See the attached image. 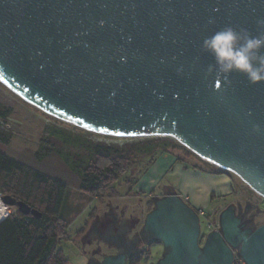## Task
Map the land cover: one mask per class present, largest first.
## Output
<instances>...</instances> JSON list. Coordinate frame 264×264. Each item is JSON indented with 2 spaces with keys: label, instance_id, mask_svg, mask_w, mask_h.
Instances as JSON below:
<instances>
[{
  "label": "water",
  "instance_id": "water-1",
  "mask_svg": "<svg viewBox=\"0 0 264 264\" xmlns=\"http://www.w3.org/2000/svg\"><path fill=\"white\" fill-rule=\"evenodd\" d=\"M258 18L264 0H0V81L86 132L171 138L264 197V134L251 132L264 126V83L205 76L213 61L199 47L226 26L257 35ZM237 223L227 208L201 247L198 215L171 192L156 200L143 232L165 249L157 264H232L233 250L245 264H264V224L238 234ZM99 264L127 263L120 253Z\"/></svg>",
  "mask_w": 264,
  "mask_h": 264
},
{
  "label": "rangeland",
  "instance_id": "rangeland-1",
  "mask_svg": "<svg viewBox=\"0 0 264 264\" xmlns=\"http://www.w3.org/2000/svg\"><path fill=\"white\" fill-rule=\"evenodd\" d=\"M0 104L11 109L4 128L11 132L12 139L5 146L0 144V153L22 163L38 172L62 182L67 187V195L62 209V218L68 222L66 239L60 240L57 250L62 252L68 264H99L104 258L127 254L128 257L143 252L140 264H157L165 254L159 242L146 241L143 225L149 213V202L160 199L164 187H172L195 210H202L204 215L198 216L200 234L206 235L211 229L207 225L215 221V213L227 204L235 210L240 207L243 222L250 231L264 224V199L256 195L247 184L235 174H217L219 169L193 154L182 145L170 150L168 156L174 158L182 167L195 166L208 171V179L197 178L196 185L180 183L181 178L175 174H166L162 183L151 195H144L135 190L136 181L148 169L147 158L140 157L138 165L130 166L112 183L116 196L113 198H92L78 190L77 177L55 155L38 162L34 159L40 137L45 126L70 131L72 134L84 136L86 131L59 121L24 102L0 83ZM88 138L113 144H123L131 140L145 138H121L89 133ZM171 139V138H170ZM185 164V165H183ZM195 170V168H192ZM224 171V170H221ZM215 172L216 174L212 173ZM202 173V172H201ZM173 179L175 180H172ZM223 179L227 182L223 183ZM230 192L228 191V188ZM183 190L185 193L183 194ZM167 191V190H166ZM165 191V192H166ZM153 196V197H150ZM250 210L245 211V206ZM4 208H0L3 211ZM16 211V209H15ZM94 211L92 218L90 215ZM87 226L83 235L80 231ZM129 250V251H128ZM131 251V252H130Z\"/></svg>",
  "mask_w": 264,
  "mask_h": 264
},
{
  "label": "trees",
  "instance_id": "trees-1",
  "mask_svg": "<svg viewBox=\"0 0 264 264\" xmlns=\"http://www.w3.org/2000/svg\"><path fill=\"white\" fill-rule=\"evenodd\" d=\"M10 114L11 109L0 104V144L5 146L12 139L11 132L4 128ZM86 133L79 136L45 126L34 159L41 162L55 155L77 177L78 190L97 199L115 197L112 183L130 166L138 165V158H147L145 165L148 168L160 156L180 148L175 141L165 137L113 144L93 141L88 138L89 132ZM222 173L227 174L221 170L217 172ZM0 195L21 201L41 214L34 218L15 211L0 223V264H68L56 248L60 240L67 238L68 222L61 215L67 187L0 153ZM149 203L152 211L155 203ZM193 210L197 214V210ZM86 226L87 223L80 235ZM137 261L139 258L134 264Z\"/></svg>",
  "mask_w": 264,
  "mask_h": 264
},
{
  "label": "clouds",
  "instance_id": "clouds-1",
  "mask_svg": "<svg viewBox=\"0 0 264 264\" xmlns=\"http://www.w3.org/2000/svg\"><path fill=\"white\" fill-rule=\"evenodd\" d=\"M214 22V18L209 17L208 23ZM257 25L261 29L257 35L244 28L237 30L226 26L204 37L200 50L211 56L213 61L204 69V75L231 83L232 74L239 73L249 84L264 83V18H258ZM251 132L264 134V126L253 124Z\"/></svg>",
  "mask_w": 264,
  "mask_h": 264
},
{
  "label": "crops",
  "instance_id": "crops-1",
  "mask_svg": "<svg viewBox=\"0 0 264 264\" xmlns=\"http://www.w3.org/2000/svg\"><path fill=\"white\" fill-rule=\"evenodd\" d=\"M185 165V164H183ZM186 167H182L181 165L176 163V160L168 155L160 156L154 164L148 167V169L143 173V175L137 179L135 190H137L139 193L142 194H148L151 195L153 191H156L159 189L163 177L166 176V174H175L173 177L181 178V185L184 183L190 184L191 186L194 184L196 185L197 178H201L202 180L208 179L206 181L212 180L208 178V171H205L201 168L185 165ZM192 168H195L192 169ZM202 172V173H201ZM172 180H175L173 179ZM226 183L227 181L223 179V183ZM172 188V187H171ZM170 187H164L163 190H168L170 192H176L175 189H171ZM227 192H230L229 187ZM185 193V190H183V194ZM161 194V191H160ZM178 194V193H177ZM190 197L186 194L184 199L187 202L190 201Z\"/></svg>",
  "mask_w": 264,
  "mask_h": 264
},
{
  "label": "flooded vegetation",
  "instance_id": "flooded-vegetation-1",
  "mask_svg": "<svg viewBox=\"0 0 264 264\" xmlns=\"http://www.w3.org/2000/svg\"><path fill=\"white\" fill-rule=\"evenodd\" d=\"M164 191V192H163ZM166 190H162L161 192H163L162 194H165V195H163L161 198H163V197H166V196H168L171 192L170 191H166ZM256 194V193H255ZM257 195V194H256ZM259 196V195H258ZM150 197H153V196H150ZM261 197V196H260ZM262 198V197H261ZM264 199V198H263ZM156 202V200L155 201H153V203H155ZM187 203V202H186ZM188 204V203H187ZM155 205V204H154ZM189 205V204H188ZM190 206V205H189ZM229 207H232L233 208V210H234V217L238 220V223L236 224V229H237V233L238 234H241L242 232H244V231H247V230H249L248 228H247V226H246V223H244L243 222V218H242V214H241V209H240V207L239 208H237V210H235V208L233 207V206H230V204H227L224 208H222V209H219L218 211H216V213H215V216H216V219H215V221H213V222H211V224H208L207 225V227H208V229H211L210 230V232L211 231H219L220 232V224H219V216H220V214L222 213V212H224L227 208H229ZM250 210V207L247 205V206H245V211H249ZM143 234L146 236L145 238H144V240H146V241H151L152 243L153 242H157V241H154L153 239H151L150 237H149V235L148 234H146V233H144L143 232ZM199 242H200V246L202 247V245H203V243H204V237H202V235L200 234L199 235ZM129 251V250H128ZM131 252V251H130ZM237 254V251L236 250H233V257L235 256ZM125 255V258H126V263L127 264H134V263H136L135 261L136 260H138V258H139V262L137 263V264H140L141 263V261H142V259L144 258L143 256V252H140V253H137V254H135V255H131V256H129L128 257V255L127 254H124Z\"/></svg>",
  "mask_w": 264,
  "mask_h": 264
},
{
  "label": "built area",
  "instance_id": "built-area-1",
  "mask_svg": "<svg viewBox=\"0 0 264 264\" xmlns=\"http://www.w3.org/2000/svg\"><path fill=\"white\" fill-rule=\"evenodd\" d=\"M0 198H1V195H0ZM0 204L3 205L0 201ZM4 210L0 212V223L3 222L8 216H10L11 214H13L15 212V209L14 208H9V207H6L4 206ZM197 215L198 216H203L204 213L202 210H197ZM232 264H245L244 261L238 256V254H236L234 257H233V261H232Z\"/></svg>",
  "mask_w": 264,
  "mask_h": 264
},
{
  "label": "bare ground",
  "instance_id": "bare-ground-1",
  "mask_svg": "<svg viewBox=\"0 0 264 264\" xmlns=\"http://www.w3.org/2000/svg\"><path fill=\"white\" fill-rule=\"evenodd\" d=\"M0 83L4 86V87H6L8 90H10L12 93H14L16 96H18L15 92H13L10 88H8L6 85H4L1 81H0ZM19 97V96H18ZM20 98V97H19ZM31 105V104H30ZM31 106H33V105H31ZM34 108H36V109H38L39 111H41L38 107H36V106H33ZM42 112V111H41ZM68 124V123H67ZM69 125H72V124H69ZM73 126V125H72ZM201 158V157H200ZM201 159H203L204 161H206V162H209V163H212V164H214L213 162H211V161H209V160H206V159H204V158H201ZM215 166H217V167H219L218 165H216V164H214ZM219 168H221V167H219ZM221 170H225V171H228V172H231V173H233L232 171H230V170H227V169H224V168H221ZM233 174H235V173H233ZM236 176H237V174H235ZM242 182H244L243 180H242ZM245 184H247L246 182H244ZM248 185V184H247ZM249 186V185H248ZM253 191V190H252ZM254 192V191H253ZM254 193H256V192H254ZM257 195H259V196H261L262 198H264L262 195H260V194H258V193H256ZM4 208L3 207V205H1L0 204V208ZM1 212V211H0Z\"/></svg>",
  "mask_w": 264,
  "mask_h": 264
},
{
  "label": "snow or ice",
  "instance_id": "snow-or-ice-1",
  "mask_svg": "<svg viewBox=\"0 0 264 264\" xmlns=\"http://www.w3.org/2000/svg\"><path fill=\"white\" fill-rule=\"evenodd\" d=\"M103 131H106V129H104ZM117 135H121V133H117Z\"/></svg>",
  "mask_w": 264,
  "mask_h": 264
}]
</instances>
